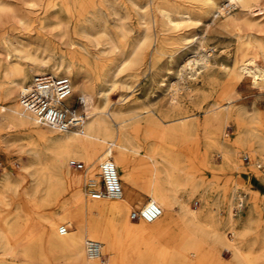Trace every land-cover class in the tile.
I'll return each instance as SVG.
<instances>
[{
  "label": "bare ground",
  "instance_id": "1",
  "mask_svg": "<svg viewBox=\"0 0 264 264\" xmlns=\"http://www.w3.org/2000/svg\"><path fill=\"white\" fill-rule=\"evenodd\" d=\"M141 1L131 0V4L140 10L148 5V1ZM218 1L205 0L201 14H212ZM260 1L228 0V5L237 3L239 10L222 25L237 33L228 81L237 84L248 80L250 86L264 92V6L259 7ZM13 2L0 0V97L5 100L12 95L15 99L0 104V118L8 127L26 129L48 145L36 148L29 137L26 150L30 155L28 164L20 165L22 173L3 174L0 213L4 209L8 212L0 215V264H12L17 255L23 257L24 264H264V198L247 188V209L238 218L232 212L234 200L239 198L237 190L246 183L239 179L244 164L238 153H249L256 168L264 164V111L254 113L241 125L238 121L246 112L233 104L236 95L225 84L204 106L201 118L187 115L173 124V120L163 121L145 107L109 104L107 93L100 88L111 70L106 50L92 52V42L86 36L93 32L109 35L107 14L113 15L116 27L124 31L122 0H88L93 8L91 16L72 29L66 27L65 18L75 0ZM179 6L158 8V16L169 29L193 21L189 8ZM46 28L60 41L49 40L42 32ZM67 29L73 31L74 38H69ZM192 37L178 35L177 41L189 44ZM152 39L147 30L140 36L138 29L129 56L121 62L128 61L135 70L147 57L154 59L163 45L158 38ZM207 58L201 56L205 65ZM89 59L96 67L93 85L83 72V63ZM194 62L184 59L180 67L190 70ZM40 74L66 77L72 93L79 92L86 114L80 127L63 130L47 126L21 107L19 93ZM175 96L171 100L174 104ZM229 120L238 122L232 141L223 137ZM108 153L123 194L118 199L93 198L91 190L100 184L99 162ZM212 153L221 161L217 166L211 161ZM71 160L82 162L83 169L69 167ZM251 174L264 180L262 170H252ZM222 175L225 179L221 184ZM84 182L95 189L83 190ZM200 186L201 208L191 209L186 199ZM134 189L144 192L146 199ZM148 203L160 208L159 217L152 221L132 218L133 212ZM88 239L99 242L98 259L86 258L84 242ZM222 250L230 253L226 261Z\"/></svg>",
  "mask_w": 264,
  "mask_h": 264
},
{
  "label": "rangeland",
  "instance_id": "2",
  "mask_svg": "<svg viewBox=\"0 0 264 264\" xmlns=\"http://www.w3.org/2000/svg\"><path fill=\"white\" fill-rule=\"evenodd\" d=\"M9 1L14 3V0ZM146 1H148V5L137 10L131 4V0H122V15L126 19L124 20L126 25L124 31L120 32L114 21L115 17L111 14H107L105 20L107 19L106 25L109 35L93 32L94 35L86 36V38L92 42V52L95 53L102 48L106 50L107 55L105 54V58L108 59L106 62L110 63L111 70L107 81L103 83L100 88L107 93L109 104L125 107L130 105L129 107L132 108L145 107L148 110H152L151 112L157 118H162L163 121L172 122L173 120V122L170 123L173 124L175 119L187 115H194V118H201L203 116L202 109H205V107L215 99L216 93L222 88L221 86L225 84L231 86L233 88V95H236L233 104L242 106L246 112V114L240 116L238 121L241 125L248 123L250 121L249 117L253 116L254 113L264 111L263 91L260 92L258 89L250 86L248 80H244L237 84L228 81L227 71L234 57L236 42V35L234 34L237 33L233 28L223 27L222 21L239 10L237 3L232 2L233 4H230L232 8L225 10L222 8L224 5L229 4L228 0H219L217 4L218 8L212 14L203 15L201 14V9L203 8L205 0H142L141 2L146 3ZM15 2L19 3V0H15ZM95 2L96 4L98 3V1ZM87 3L88 0H75V3L71 5V12L65 18V25L67 28L69 26V28L72 29L73 26H77L91 16L90 12L93 8ZM176 5L189 8L192 13L191 17L193 21L182 23L178 29H169L158 16V8H173ZM260 5L261 7L264 6L262 0L259 2V7ZM81 9H83V12L79 14ZM220 9L222 10L218 13ZM71 29H67L68 36L69 38H74L75 35ZM98 29H95V31H98ZM127 29L130 31H127ZM138 29L140 36L147 30V33L153 38L152 40L158 38V41H160L163 46H161V52L159 49L158 53L155 54L154 59H149V57H147L145 63H143L144 65L142 64L141 68H138L140 70L136 68L134 70V67L129 66L128 61L123 63L121 60L129 56L130 44L137 36ZM42 32L45 36L47 35L49 40L53 42L60 41V38L56 37L49 28L44 29ZM120 34L124 35L121 36ZM182 34L188 36L193 35L192 42L185 45L179 43L177 37ZM113 38L116 39L114 40ZM83 39L85 41V38H82V40ZM85 43L87 44L86 41ZM110 47H112V49ZM201 56L208 57L207 60L210 65H205L201 60ZM184 59H194L195 62L191 66L192 69L190 68L189 70L188 66L180 67V65L184 64ZM83 65V72L87 76L86 81L90 85H93L94 73L96 71L94 60L89 59L84 62ZM195 68L197 69L195 70ZM175 93L176 104L171 101ZM77 98L81 99L79 92L72 93V96L67 100V105L73 104L76 106L77 111L85 112L82 109V104L79 106L75 104ZM14 101L15 99L12 95L5 100H2L0 97V104ZM238 122H236V120H229L227 122L223 129L226 134V136L223 135L225 139L230 141L234 140L237 135ZM41 130H44L43 126H41ZM130 135L141 136L142 133L130 132ZM29 137H33L36 148H43L48 145L44 139L39 138L38 135L32 134L26 129L8 127L6 122L0 118V188L3 181V174L6 171L21 172L20 165L23 163V165L28 164L30 154L26 149L28 148ZM245 152L246 151L243 150L238 153L240 161L244 164V169L239 173L241 174L239 179H242L241 181L246 183L244 187L238 188L237 190L239 198H235V204L232 209L235 218H238V216L247 209L249 197V191L246 190L247 188L255 190L260 194V197L264 198V180L262 178L258 179L251 174V171L255 169L262 170L264 173V164H262L260 168H256L255 159H252L247 152L248 157L244 156ZM245 157L247 158L245 159ZM211 161L216 166L221 162L215 153H212ZM224 179L225 175H222L219 182L222 184ZM82 188L86 191L92 188L95 189L94 187L86 185L85 182L82 184ZM99 188L100 184L96 190ZM134 192L140 194L142 200L146 199L143 195L144 192L139 189H134ZM202 192L203 187L200 186L191 194L190 198L186 199L185 193H181V196L187 200V204L191 209L200 210L202 203L200 196ZM241 195L244 196V207L239 211H235L234 209ZM220 211L223 215L225 214L224 208H221ZM7 212V209H4L1 211L0 215H6ZM230 236L231 234L227 231V237ZM250 236L251 234H249L247 238ZM221 254H223L222 257L225 261L230 257V253L226 250H222ZM24 263L25 260L22 256L17 255L13 257L12 264ZM37 264L41 263L37 262ZM46 264L57 263L51 261Z\"/></svg>",
  "mask_w": 264,
  "mask_h": 264
},
{
  "label": "built area",
  "instance_id": "3",
  "mask_svg": "<svg viewBox=\"0 0 264 264\" xmlns=\"http://www.w3.org/2000/svg\"><path fill=\"white\" fill-rule=\"evenodd\" d=\"M230 5L226 4L223 9L228 10ZM72 96L71 84L68 78L54 76L51 74L36 75L29 87L19 93L18 101L24 110L34 114L36 119L47 126L59 129L80 127L86 118L85 112L76 110L73 104L67 105L65 100ZM81 99L77 98L76 105H80ZM247 157H245L246 159ZM69 167L74 170H82L84 165L80 161H69ZM100 188L91 190V196H100L108 199H118L122 196L123 190L118 172L114 162L108 153L99 162ZM244 196L241 195L235 211L244 207ZM161 215V210L153 203H148L140 210L132 213V218L141 216L147 221H152ZM66 229L65 227L63 228ZM84 252L88 260H95L100 257L99 242L88 239L84 242Z\"/></svg>",
  "mask_w": 264,
  "mask_h": 264
}]
</instances>
